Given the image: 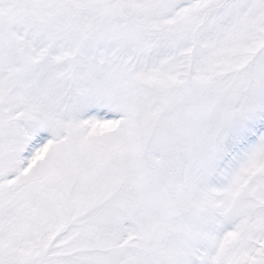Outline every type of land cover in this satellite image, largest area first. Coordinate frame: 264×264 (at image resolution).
I'll list each match as a JSON object with an SVG mask.
<instances>
[{
	"label": "snow or ice",
	"instance_id": "snow-or-ice-1",
	"mask_svg": "<svg viewBox=\"0 0 264 264\" xmlns=\"http://www.w3.org/2000/svg\"><path fill=\"white\" fill-rule=\"evenodd\" d=\"M0 264H264V0H0Z\"/></svg>",
	"mask_w": 264,
	"mask_h": 264
}]
</instances>
